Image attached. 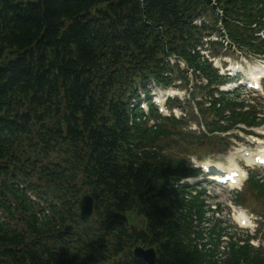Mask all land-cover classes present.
Listing matches in <instances>:
<instances>
[{"label": "trees", "instance_id": "obj_1", "mask_svg": "<svg viewBox=\"0 0 264 264\" xmlns=\"http://www.w3.org/2000/svg\"><path fill=\"white\" fill-rule=\"evenodd\" d=\"M16 1L0 0V9L6 10L0 15V53L36 50L42 58L52 57L47 74L55 68L58 74L46 81L40 70H31L25 78L27 71L8 66L11 73L0 80V108L8 93L21 86L40 89L29 106L36 114L37 105L42 107L41 118H0V163H13L17 133L34 130L44 141L65 133L66 155L83 162L99 187L112 189L121 207L148 208L149 227L160 237L163 250L158 264H264V254L253 253L248 244L234 242L229 257L220 261L214 252L202 253L189 242V207H197L200 194L191 202L178 195L183 191L175 187L180 163L152 149L160 134L147 131L145 137L129 142L137 131H128L119 110L124 84L139 77L160 81L164 56L181 53L188 43L166 41L165 35L185 10L207 5L208 0H24L26 10L13 8ZM247 2L219 0L228 17L252 22L258 16L238 4ZM59 82L67 91L65 101ZM48 94L47 110L43 106Z\"/></svg>", "mask_w": 264, "mask_h": 264}, {"label": "rangeland", "instance_id": "obj_2", "mask_svg": "<svg viewBox=\"0 0 264 264\" xmlns=\"http://www.w3.org/2000/svg\"><path fill=\"white\" fill-rule=\"evenodd\" d=\"M167 144L169 146V149L167 151L173 150L176 153L175 155L179 157H181L179 153L192 149V147L188 146L184 142H182L181 144H176L174 146H172L168 142ZM227 158L228 157H223V159H227ZM255 172L261 175L264 174V170H255ZM214 192H215L214 193L215 197L218 199V202L221 204V207L223 208L218 218H220L224 222H231L233 224V227L237 225L232 216L233 212L236 215H237V211L238 212H243V211L252 212L255 215L259 216V218H261L260 213L258 211V204L256 205V202H255L256 199L251 198L253 197V195L248 196L249 198L247 199V204L244 205V204H239L238 202L235 201L236 194L238 192H241L240 190L231 191V190H227L223 188H217V190H215ZM210 201H216V200L209 198L207 205H209ZM209 215H212L211 210L206 211V216H209ZM263 221H264V218H263ZM239 232H242V231H239ZM232 234L237 235L238 232H232Z\"/></svg>", "mask_w": 264, "mask_h": 264}, {"label": "water", "instance_id": "obj_3", "mask_svg": "<svg viewBox=\"0 0 264 264\" xmlns=\"http://www.w3.org/2000/svg\"><path fill=\"white\" fill-rule=\"evenodd\" d=\"M87 206H91V203H85L82 207L85 208V209H87V208H89V207H87ZM90 208H91V207H90Z\"/></svg>", "mask_w": 264, "mask_h": 264}, {"label": "bare ground", "instance_id": "obj_4", "mask_svg": "<svg viewBox=\"0 0 264 264\" xmlns=\"http://www.w3.org/2000/svg\"><path fill=\"white\" fill-rule=\"evenodd\" d=\"M231 167H232V165H229L227 168H228V169H231Z\"/></svg>", "mask_w": 264, "mask_h": 264}]
</instances>
